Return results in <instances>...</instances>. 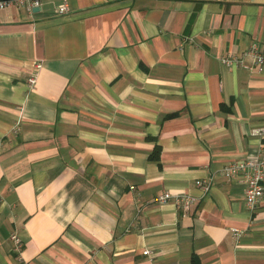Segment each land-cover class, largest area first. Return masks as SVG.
Listing matches in <instances>:
<instances>
[{
	"label": "crops",
	"instance_id": "crops-1",
	"mask_svg": "<svg viewBox=\"0 0 264 264\" xmlns=\"http://www.w3.org/2000/svg\"><path fill=\"white\" fill-rule=\"evenodd\" d=\"M252 44L264 0L0 9V264H264V181L221 174L264 156V66L221 62Z\"/></svg>",
	"mask_w": 264,
	"mask_h": 264
},
{
	"label": "built area",
	"instance_id": "built-area-1",
	"mask_svg": "<svg viewBox=\"0 0 264 264\" xmlns=\"http://www.w3.org/2000/svg\"><path fill=\"white\" fill-rule=\"evenodd\" d=\"M24 4L28 5L29 9L36 8L39 7V0L0 1V9L13 5L19 6ZM66 11L67 6L65 3L58 8V13L60 14H63ZM221 62L228 68L241 67L261 72L264 66V50L261 49V47L257 44H252L247 50L239 54H226L221 58ZM40 68V63L34 64L33 73L28 77L26 81V85L29 89H32L34 87L36 83V74ZM253 134L262 136L264 135V129L255 130ZM221 174L225 178H240L242 180L245 186V206L249 210L255 211L261 203V199L263 197L262 182L264 181V156L230 162L221 169ZM197 186L204 193H206L210 189V182L204 180L198 182ZM170 200H173L174 204L184 211H188L191 205L194 203V198L188 195H172L168 192L159 195L155 201L159 205H164ZM231 233L236 241L241 235V232L236 229H232ZM10 239L13 243L14 252H16L17 255L20 254L23 249L22 240L16 234L12 235ZM147 253V251L144 252V254Z\"/></svg>",
	"mask_w": 264,
	"mask_h": 264
},
{
	"label": "trees",
	"instance_id": "trees-1",
	"mask_svg": "<svg viewBox=\"0 0 264 264\" xmlns=\"http://www.w3.org/2000/svg\"><path fill=\"white\" fill-rule=\"evenodd\" d=\"M0 1H7V0H0ZM192 264H198L195 258L192 259Z\"/></svg>",
	"mask_w": 264,
	"mask_h": 264
}]
</instances>
